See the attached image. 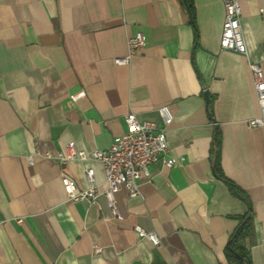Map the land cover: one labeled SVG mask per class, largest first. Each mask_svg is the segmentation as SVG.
Here are the masks:
<instances>
[{
	"label": "crops",
	"instance_id": "crops-1",
	"mask_svg": "<svg viewBox=\"0 0 264 264\" xmlns=\"http://www.w3.org/2000/svg\"><path fill=\"white\" fill-rule=\"evenodd\" d=\"M240 4L247 55L221 49V0H0V264H233L249 219L241 246L264 264V128L248 124L261 116L250 63L264 70V0ZM138 32L144 48L117 65ZM163 106L175 166H152L138 197L118 191L115 218L93 153L129 113L163 126ZM70 143L86 159L63 169ZM88 168L96 203L70 201L63 175L87 190Z\"/></svg>",
	"mask_w": 264,
	"mask_h": 264
},
{
	"label": "built area",
	"instance_id": "built-area-1",
	"mask_svg": "<svg viewBox=\"0 0 264 264\" xmlns=\"http://www.w3.org/2000/svg\"><path fill=\"white\" fill-rule=\"evenodd\" d=\"M225 9V18L222 28L221 49L234 53L247 55V47L244 39L241 15L242 8L240 0H221ZM261 2L262 0H256ZM263 13V9L260 10ZM145 46L144 35L136 33L128 41V52L126 56L116 59L117 65H129L137 53ZM255 90L257 93L258 104L261 116L249 121L252 128H264V70L258 63H250ZM85 97L81 92L73 97L78 101ZM163 118V126L152 121H140L135 113L126 116L128 131L116 137L108 150H97L93 153V160L102 163L105 170L104 192L109 209L115 218H121L116 193L125 188L131 198L140 196L139 181L142 177L151 176V167L162 161L167 168H173L175 162L165 159L169 151V140L167 137V125L171 123L173 115L168 106L159 109ZM63 169L71 161L86 159V154L78 151L73 143L65 147L58 153ZM86 179L90 185L87 190H80L78 185L65 174L62 183L70 201H86L90 204L96 203L98 196V186L95 182V173L92 168L86 171ZM140 239L147 240L154 247L161 245V240L156 233H149L141 227H136ZM95 252H101V248L96 246Z\"/></svg>",
	"mask_w": 264,
	"mask_h": 264
},
{
	"label": "trees",
	"instance_id": "trees-1",
	"mask_svg": "<svg viewBox=\"0 0 264 264\" xmlns=\"http://www.w3.org/2000/svg\"><path fill=\"white\" fill-rule=\"evenodd\" d=\"M251 227V220L249 219L245 223H242L232 236V239L228 245L227 254L230 262L233 264H251L248 254L241 246V242L246 238L247 235H249Z\"/></svg>",
	"mask_w": 264,
	"mask_h": 264
}]
</instances>
